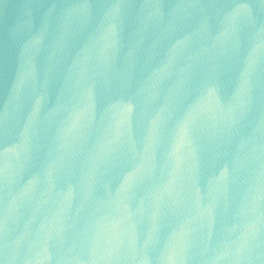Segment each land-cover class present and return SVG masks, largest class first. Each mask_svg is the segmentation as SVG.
Returning a JSON list of instances; mask_svg holds the SVG:
<instances>
[{"label":"water","instance_id":"water-1","mask_svg":"<svg viewBox=\"0 0 264 264\" xmlns=\"http://www.w3.org/2000/svg\"><path fill=\"white\" fill-rule=\"evenodd\" d=\"M0 264H264V0H0Z\"/></svg>","mask_w":264,"mask_h":264}]
</instances>
